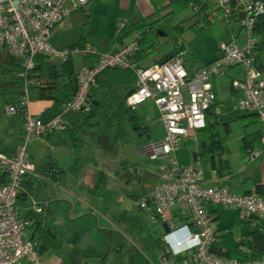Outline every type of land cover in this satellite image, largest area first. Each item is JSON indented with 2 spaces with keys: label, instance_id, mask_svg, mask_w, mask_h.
<instances>
[{
  "label": "trees",
  "instance_id": "16d2710c",
  "mask_svg": "<svg viewBox=\"0 0 264 264\" xmlns=\"http://www.w3.org/2000/svg\"><path fill=\"white\" fill-rule=\"evenodd\" d=\"M98 1L99 0H87L85 5L77 8L84 11L83 17L85 19V24L89 25L91 19V8L89 9L88 7L90 5V7H93ZM148 2L152 7L151 14L143 16L139 20H133L130 17L124 18L116 28L113 46L118 45L119 50L113 52L120 51L124 46L130 43L135 44V50L127 56V66L109 67L100 73L98 75L97 85L90 90L86 105L78 110L64 112L65 108L75 101L80 90L78 77L81 67H76L74 58L61 62L51 60L44 54H37L34 57V67L30 69L24 64V59L22 57H20L21 60H17L16 58L19 56L9 53L8 50L6 53H2L1 49L5 47H0V104L2 105L0 108V122L5 115H10L14 116L20 123L19 128H13V133L11 135L18 133L24 135L25 140H27L25 125L27 116L30 113L28 96L32 92L38 93L40 99L53 101L62 109L61 128L69 136L76 148L85 149V137H88L90 146L93 145L95 148L101 149L98 140L101 136L105 135L109 138L114 149L112 151L101 150L113 155V159H115L114 157L116 155L114 156V153L118 152L121 147L129 143L130 133L127 127L133 128L137 133L147 134L149 132L147 131L148 128L141 124V119L136 115L135 108L127 105L129 96L137 89L138 71L165 63L175 57H180L184 64L188 52L181 36L186 29L198 35L215 29L217 23L221 22L224 28L223 32H220L219 35L221 46L234 41L238 43L237 38L239 35H234L232 33L230 20L232 17H235L236 22L242 23L244 18L248 15L245 8L235 1L232 2L233 10L230 15H226L224 8L221 7L219 3H217L218 5L216 6V4L213 5L210 0H148ZM250 2L254 6L258 3L262 10H258L251 16L254 21L253 37L255 38V44L249 55L254 59V65L258 69L264 70V0H250ZM186 10H191L192 15L180 23L172 25V18ZM67 18H65L63 22ZM241 29L244 30L242 26ZM89 32L91 33V31ZM165 39L168 41L177 40L175 47H173L168 54L153 58L161 53L162 47L166 43ZM76 47L87 51L88 54L85 58L93 57L95 54L92 44H90L85 35L68 49ZM222 54L223 52L220 49L218 56L205 64L202 68L220 59ZM150 60L151 63L149 62ZM184 67L191 74L197 71V69L193 70L191 66L187 68L185 64ZM233 67H235V65L227 67L224 69L222 75L218 76H226L228 70ZM234 80L241 79L230 78L228 86L233 93L239 92L234 88ZM9 108H13L14 113L9 114ZM246 112H248V115H243L237 119L244 122V137L240 150L243 157L248 161L259 158L260 156L264 158V125L259 121L256 113L252 111ZM222 113L216 92V98L207 111L206 127L195 132L201 145V151L198 155V159L195 160L194 163L204 158H209L211 168L218 179L231 176L234 173L231 161L228 158V138L232 134V126L231 121H224L221 119ZM33 116L39 117L36 115ZM255 124H260L262 128L253 132H248L247 128ZM57 128L48 130L45 134L38 136L49 138L54 134ZM81 135L84 139L81 138ZM23 146L25 145L21 147ZM21 147H19L15 153H0L13 159ZM257 153H259L258 156H256ZM31 159L36 165L37 175H27L22 181L16 199V212L18 207L25 208L28 206V203L32 202L33 204H39L38 206H40V208H44L45 216H47V210H50L49 203L59 199L61 190H66L72 195L75 204L71 202V205L75 208V211H78V209L80 210L81 203L84 201L82 197H86L85 200L89 203L86 204L90 207L95 206L94 203L91 202L92 200L90 201V197H92L95 202L97 197L96 189L105 187L102 172H100V174L103 178L98 186L90 187L82 183L79 187H72L67 179L65 169L58 166L52 158L43 157L40 163H38L33 156H31ZM5 169L7 171L6 167ZM139 180L140 179H138V181ZM226 183L227 182L220 183V186L218 185L216 187L225 188L230 191L226 188ZM134 186H137V189L134 191H138V195L140 194V188H143L145 193L151 190L150 187H145L140 181ZM254 191L264 195V185L258 184ZM86 193L89 194V196H84ZM249 193H251V191L243 194H233L245 195ZM131 194L132 192H130V195ZM121 201H123V198ZM207 205L205 209L216 225L214 234L215 239L209 247V254L221 260L237 259L243 262L264 259V218L261 219L258 216L245 215L244 213L243 218H241L240 213H237L233 225L217 227L218 217L207 210ZM97 210H100L112 224V227L108 231L107 248L109 247V252L103 258L102 264H153L147 254L151 249H158L160 251V264H163V258L171 261L172 264H176L184 258L189 262L187 254L175 256L173 252L168 251L169 247L163 237H156L154 234L147 233L139 223L130 217L128 211L125 210L121 213H117L113 212L108 207H98ZM141 210L151 219L150 212L143 209ZM169 213L170 211L168 214ZM31 214V212L27 213L25 218L20 217L19 214L18 216L30 222H32L33 219L35 220L36 223H34L33 228L35 229L36 227V230L34 235H32L33 238L30 240L38 242L40 252L51 246H59L60 240L58 232L53 230V228H45L43 225L44 221H39L36 217H33L34 214ZM155 219L156 220L151 219V221L163 227L165 225L168 226L171 222V219L164 220L159 217H155ZM183 222V227L187 226L191 228L190 216ZM241 222L248 223L251 226L247 236V242H244L243 239L237 240L231 230L236 223L239 224ZM28 227L31 228L32 225ZM174 228H176L175 225ZM84 258L88 259L87 256H80L73 264H87L84 262ZM189 263L194 264L191 262Z\"/></svg>",
  "mask_w": 264,
  "mask_h": 264
},
{
  "label": "built area",
  "instance_id": "2783aa9c",
  "mask_svg": "<svg viewBox=\"0 0 264 264\" xmlns=\"http://www.w3.org/2000/svg\"><path fill=\"white\" fill-rule=\"evenodd\" d=\"M234 1L248 13L241 23L246 34L244 45L235 41L223 44L220 59L192 74L186 70L180 57L140 69L137 89L127 100V105L132 108L148 99L154 100L166 131L165 138L152 144L146 151L152 161L165 159L168 164L159 167L162 173L160 182L148 193L137 197L136 205L150 212L152 220H156L155 217L168 220V212L176 205L190 211L192 226L183 228L188 232L187 238L167 245L168 251L175 256L187 254L189 262L194 264H264V259L243 262L237 259L221 260L209 254L216 225L205 209L207 204H222L245 215L263 219L264 195L254 190L249 194L236 195L225 188L207 187L203 183L199 162L181 165L175 155L183 138L206 127L207 111L216 98L214 77L222 75L224 69L231 65L239 66L244 74L241 80L233 81L234 88L242 94L237 108L256 113L264 125V70L258 69L249 55L255 44L251 16L262 8L258 3L254 6L250 0H217V3L224 8L226 15H230ZM86 3L87 0H0V47L22 57L30 69L34 67L37 54L61 62L77 55L87 57L85 49L58 50L50 43L57 26L69 17L72 9ZM134 50L135 44L130 43L120 51L93 56L95 63L80 68V90L75 101L64 112L86 105L91 88L97 85L98 75L109 67H126L127 56ZM8 112L14 113V109L9 108ZM61 123L62 116L46 125L39 117L29 113L25 125L27 141L61 126ZM0 162L7 168L8 176V181L0 184V264H15L22 259H27L29 264H44L37 244L26 238V230L32 222L23 220L16 212V199L22 181L27 175H37L27 145L21 147L13 159L0 153ZM168 227L172 233L176 231L172 221ZM162 263L172 264L165 258Z\"/></svg>",
  "mask_w": 264,
  "mask_h": 264
},
{
  "label": "rangeland",
  "instance_id": "374dc122",
  "mask_svg": "<svg viewBox=\"0 0 264 264\" xmlns=\"http://www.w3.org/2000/svg\"><path fill=\"white\" fill-rule=\"evenodd\" d=\"M210 2L213 5H218L217 0H210ZM116 5L117 2L113 0H99L93 7H90V5L88 7L89 9L91 8L89 25L85 24V19L83 17L84 11L82 9L76 10L71 15L72 25L68 28H61L55 31L50 39L51 45L58 50H66L70 46L76 44L82 36L85 35L96 53L94 57L105 54V52H108V50L113 47L116 28L118 24L124 20L123 16L116 17L118 16L117 9L115 8ZM137 14L139 15V13ZM191 15L192 11L186 10L172 18L171 24L176 25L189 18ZM217 25L215 29L198 35L189 29L183 32L181 37L185 42L188 52L184 61L187 68L191 66L193 70H198L207 64V62L217 57L221 49L219 35L220 32L224 30L221 22H218ZM230 25L232 33L234 35H239L237 38L238 44L244 45L246 43V34L245 31L241 29V23L236 22L235 17H232ZM89 31H91V33ZM165 40L166 43L162 47L161 53L153 58L168 54L177 43V40ZM1 51L2 53H6L7 49L2 48ZM16 59L21 60L20 57ZM151 60L149 61L150 63ZM74 62L77 68L87 64L86 58L80 55L74 58ZM243 75L242 69L239 66H235L228 70L226 76H217L215 79L217 82L219 107L223 112L221 119L224 121H231L232 126V134L228 138V158L231 161L236 179L242 178L243 176H245L246 179L248 175L251 177L247 179L249 183L248 186H252L255 182H258L257 180H259V178H263V172L259 162L254 166L250 165V163L247 162L248 160L243 157L240 150L244 137V122L237 119L243 115H248V112L237 109L239 102L238 94L231 92L228 86L231 77L242 79ZM47 102L50 103V107L45 111L46 115H44V117L41 118L39 116L40 111L37 112L38 115L32 111V109L39 107L41 103L45 104ZM28 103L30 113L39 116L46 125L52 123L62 114L61 108L53 101L40 99L38 93H30L28 96ZM1 107L2 105L0 104V108ZM135 112L141 119V124L147 127L149 132L147 134L137 133L133 128L127 127L130 133L129 143L121 147L118 152L114 153V156L116 155L114 157L115 159H113V155L108 152L97 149L93 145L90 146L88 137H85V149L76 148L69 136L62 130L61 126L56 129L54 136L49 139H47V137L38 136L27 141L24 135L18 133L11 135L13 133V128L17 129L20 127L19 121L16 120L14 116L5 115L0 122V152H11L17 147L19 148L22 145H27L28 152L35 157L38 163L41 162L43 157L52 156L59 162L60 166L65 169L67 179L72 187H79L81 185L80 182L83 180H89V184L85 183L90 187L98 186L102 181V175L104 176L105 187L96 189L97 197L95 202L92 197H90V201L92 200L91 202L94 203L95 206L88 209V206L85 204L88 203L85 200L86 197H82V200H84L83 204L85 205L82 204L81 214L84 215H81L83 216L81 218L74 219V222L78 223L82 230H85L83 226L87 225V221H92L90 228H87L91 230L92 233H81V237L78 238L79 241H81L77 245V249H80V253L88 255L89 252H92L94 249L93 247L96 246L98 248V254L101 256L106 254L109 228L105 226L109 225V220L100 210H97L98 207H108L110 210L117 213L126 210L129 212L130 217L139 223L147 233L154 234L156 237H164L163 226L154 224L151 219L139 209L135 200L130 196V192L137 189V186L134 185H137L139 182L138 179H140L141 182L142 178L145 187H151L158 181L160 182L162 173L159 167L168 164V160L159 159L152 161L146 150L155 142L164 139L166 131L160 120L158 107L154 100H146L143 104L135 108ZM260 128H262L260 124H255L248 127L247 130L248 132H253ZM81 138H83L82 135ZM200 151L201 145L199 139L197 141H195L194 138L182 139L178 144L176 157L181 165L193 164L195 160L198 159ZM199 164L202 170L203 180L207 185L216 178L211 168L210 159L204 158L199 161ZM3 168V165L0 163V179L3 178L5 173ZM136 170L139 171V174L136 173ZM100 172H102V175ZM256 178L258 179L256 180ZM84 196H89V194L86 193ZM63 197L67 198L69 201L63 203L61 199ZM121 197L123 201L120 200ZM59 198V200L52 204V207L54 205V225H57L59 230L63 232L65 230L63 229L64 225H66L69 220H73L68 217V214H70V204L71 202L74 203L75 200L66 190L60 191ZM178 206L182 207L181 205ZM91 208L97 213V215H94L96 217L94 220L90 217ZM218 209L219 219L217 224L219 227L233 225L237 213H240L241 218L244 216L242 211L234 210L224 205H219ZM250 229L251 226L248 223L241 222L239 224L236 223L231 230L237 240L243 239L244 242H247ZM68 233L69 231H66V233L63 232V234ZM91 237L94 239L86 244L84 239L90 240ZM75 239L76 236L74 235L70 241L67 242L72 244ZM147 254L153 264H160V251L158 249H151ZM85 259L86 258H84V260ZM176 264L190 263L184 258Z\"/></svg>",
  "mask_w": 264,
  "mask_h": 264
},
{
  "label": "crops",
  "instance_id": "0c3cea01",
  "mask_svg": "<svg viewBox=\"0 0 264 264\" xmlns=\"http://www.w3.org/2000/svg\"><path fill=\"white\" fill-rule=\"evenodd\" d=\"M113 1L117 2V5H116L115 8L117 9V15L118 16H116V17L123 16L124 18H129L130 17L133 20H139L143 16L149 15L152 12V7H151L150 3L148 2V0H113ZM76 10H78V9H72L70 16L62 24H60L57 27L56 31L60 30L61 28L62 29L63 28H68L69 26L72 25V23H71V15ZM137 13H139V15ZM116 50H119V46L118 45H116V46L114 45L112 48H110L108 50V52H113V51H116ZM105 53H107V52H105ZM209 62H207V63H209ZM86 63L87 64H85L84 66L91 65V64L95 63V58L94 57L86 58ZM215 78H214V81H215L216 92H217V82H216ZM235 94H238V99L239 100L242 98V95L240 94V92H235ZM217 95H218V93H217ZM41 104H40L39 107H37L35 109H32V111L34 113H36V114H37V112L40 111L39 116L42 118V117H44V115H46L45 111H47L49 109L50 103L47 102L45 104H43V103H41ZM44 107H45V110H44ZM148 130L149 129H147V131ZM54 134H55V132H54ZM54 134L51 137H53ZM49 138H47V139H49ZM188 138H194L195 141L198 140V136H197V134L195 132L192 133L190 136H188L186 138H183V139H188ZM17 149H18V147L15 150L11 151V152L15 153L17 151ZM5 153H10V152H5ZM47 157L52 158L56 162V164L58 166H60L59 162L57 160H55L52 156H47ZM247 162L250 163V165H252V166H254L255 164H257V162H259L260 163V167H261L262 172H263V178H259V180H257L258 178H256V180L258 182H255V184H253L252 186H248L249 183L247 181V179L248 178L250 179L251 177H249L247 175L246 179H245V176H243L242 178H237L236 179L235 173H233V175H231V176H226V177L221 178V179L215 178L213 181H210V183L207 184V185H206V183L204 181V184L206 186L216 187L220 183L222 184V183L227 182L225 184L226 188H228L233 193L243 194L245 192L246 193L250 192V191L252 192L253 190H255V188H256V186L258 184L264 185V158H262V156H260L259 158H255L254 160H250V161H247ZM3 171L5 173H4L3 178L0 179V184L1 183H5V182L8 181L7 171H6L5 167L3 168ZM38 172H39V170H38ZM136 173L139 174V171L136 170ZM143 173H144V171H143ZM93 177H94V175H93ZM85 182L89 184V180H86V181L83 180L80 183L82 184V183H85ZM140 183L143 184L142 178H141V182ZM155 185H153V186H155ZM153 186H151L150 188H152ZM139 192H140L139 195L143 194L144 193V189L140 188ZM68 194L71 195L69 192H68ZM139 195H138V191H134L133 190L132 194L130 196L136 202L137 196H139ZM61 199L63 200V203L69 201L65 197H63ZM121 199H122V197L120 198V200ZM53 202H55V201H53ZM53 202L49 203L50 210L46 209L48 217L45 216L44 208H40V206H38L39 204H33L32 202H30V203H28V206L25 207V208L24 207H18L17 208V213L19 214L20 217L25 218L26 214L31 212L32 214H34L33 217H36V219H38L39 221L40 220L44 221L43 225L45 226V228L46 227L53 228V230H55L59 234L60 245L59 246H51L48 249H43L42 252H40L38 242L33 240V242H35L38 245L37 246V250H38L39 254L43 257L44 264H73V262L80 256H87L88 259H93V258L100 257L101 255L98 254V252H97L98 248L96 246L93 247L94 249L92 250V252L90 251L88 255L80 253V249H77L78 243L81 242L78 239V238L81 237L80 236L81 233H92V231L87 229L88 227L90 228L92 221H87V225L83 226V228L85 230H82L81 226L78 223L74 222L75 221L74 219L81 218V217H83L81 215H84V214H81V209H82V204L83 203H81L80 210L78 209L77 212L74 210L75 208H73V206L70 204V208H69L70 214H68V217L72 218L73 220H69V222L66 225H64L63 229H65V230L63 232L66 233V231H69V233L68 234H63V232L59 230L58 226L54 225V205L52 207ZM85 204H83V205H85ZM86 205L88 206V209H89L90 206L88 204H86ZM218 206L219 205L209 204V205H207V210L209 212H212V214H214L219 219ZM42 207H44V206H42ZM84 210H86V209H84ZM90 213H91L90 217L92 218V220H94V218H96L94 215H97V213L95 211H93L92 208L90 209ZM86 215H88V214H86ZM189 216H190V211L188 209H186L185 207L183 208V207L175 206V207H173L170 210V215L168 214V219L169 220L171 219V221L174 223V225L176 227L175 228L176 231L174 233L169 232L167 234L165 232V229H164V237H163V239L167 243L173 244L177 240H185L187 238L188 232L183 229L184 227L182 226V224L184 223L183 221L186 218H189ZM45 217H46V219H45ZM34 223H36V222L33 219L32 223H31L32 227L31 228L28 227L27 230H26V238L29 239V240L31 238H33L32 235H34L35 230H36V227H35V229L33 228ZM105 227L110 229L112 227L111 222L109 221V225L105 226ZM217 227H219L218 224H217ZM74 235L76 236V239L73 241L72 244H69L67 241H70V239ZM92 239H94V238L91 237L90 240L89 239H87V240L84 239V241L86 242V244H88V243H90L92 241ZM81 240H83V239H81ZM15 264H29V262H28L27 259H22V260H20L19 262L15 263Z\"/></svg>",
  "mask_w": 264,
  "mask_h": 264
},
{
  "label": "water",
  "instance_id": "95a60500",
  "mask_svg": "<svg viewBox=\"0 0 264 264\" xmlns=\"http://www.w3.org/2000/svg\"><path fill=\"white\" fill-rule=\"evenodd\" d=\"M99 144L101 149L107 150V151H112L114 149L113 145L110 143V140L107 136L103 135L99 138ZM165 232L168 234L171 232L168 226H164ZM109 252V247L107 248L106 254L103 255V257L100 258H93V259H85L84 262L87 264H102L103 258L108 254Z\"/></svg>",
  "mask_w": 264,
  "mask_h": 264
}]
</instances>
